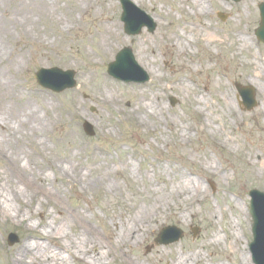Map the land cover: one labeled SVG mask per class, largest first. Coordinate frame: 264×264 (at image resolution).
<instances>
[{
    "label": "rangeland",
    "instance_id": "rangeland-1",
    "mask_svg": "<svg viewBox=\"0 0 264 264\" xmlns=\"http://www.w3.org/2000/svg\"><path fill=\"white\" fill-rule=\"evenodd\" d=\"M111 1L113 5L109 10L105 9V4L102 3L103 8L97 5L95 11H72V16L77 19L76 24L69 29H61L62 25L55 26L51 30L52 34L47 37L45 34L48 28L44 21L46 16L38 14L32 17L37 28L28 27L27 36L18 34V29L13 30V40L8 47L13 57L20 53L17 81L24 87L23 90L27 89L23 100L34 99L32 102L43 111L45 106L38 102L37 98L41 95L46 104H54L52 114L59 118L57 126L50 131L46 155L64 154L73 148L77 162H82L88 167H94L98 163H103L102 166L106 164L110 169L108 177L113 181L111 183L118 184L124 194L122 197L130 200L145 198L149 188L161 187L171 190L175 172L184 173L203 182L202 188L206 190V197L194 205V213H187L180 218L174 213H179V210L175 206L169 207L163 216L143 233L135 246L126 252L118 251L121 253L119 257L109 256V264H125L120 258L137 260L140 264H166L168 257H160L158 254L160 249L199 252L201 260L193 261L191 264H220L221 261L224 264H235L234 261L230 263L225 260L224 256L229 253L228 244L231 238L226 228L237 217L240 223L236 226L240 231V245L249 256L248 264H255L248 247L252 240L248 192L252 188L264 191V173H261L257 166L259 159H264V63H259L261 78L247 76L251 66L245 62L249 59L245 51L235 50L233 39L238 33H244L249 38L252 51L264 57V44L254 35L260 20L257 5L264 0L239 2L206 0L207 12L200 15L199 19L211 24L218 31L222 41L208 49L202 46L201 36L192 29L194 19L178 12L179 6H182L189 15H192L189 2L131 0L154 19L156 29L149 33L144 28L139 34L127 35L120 20L122 10L119 0ZM59 4L70 8L66 0H59ZM219 12L227 14L228 17L221 20L217 16ZM61 16H65L64 12H61ZM106 16L117 22L123 37L111 58L104 57L96 47L103 29L99 24ZM62 19L69 20V17ZM174 28H179L178 32H185L192 40L184 54L178 53L176 47H170L174 40H169L168 37ZM33 35H36V43L30 42L34 39ZM138 41L155 48L153 56H150L151 60H155L153 66L147 65L138 54L136 46ZM124 46L132 49L138 65L148 73L150 78L146 83H126L107 74V64ZM40 67L73 70L76 86L59 93L42 88L34 79V73ZM205 67L207 70L204 72L192 71ZM154 72L160 77L155 78ZM211 76L214 78L221 76L225 85L232 91L241 120L238 123L231 119L228 121L232 123L240 144L232 141L227 145L219 139L218 134L212 133L211 129L220 127V113L215 114L218 120L209 125L204 116L207 110L203 106L192 104L193 97L204 94L203 98L209 103L212 102L219 112L221 111L222 106L217 102L214 92L221 95L223 86L212 85L209 78ZM179 80L182 82L181 85H178ZM106 82L115 84L119 92V101L112 104L100 101L98 90L104 91L103 96L110 93L108 88L110 84ZM183 84L187 87H181ZM235 84L254 87L257 105L252 110H244L240 104L242 99ZM129 90H133L137 95L141 91L149 95L158 94V101L164 107L162 114L158 115L161 120L159 126L151 124V120L144 114L138 113L136 118L130 114L133 95L128 94ZM171 98L176 100L173 105ZM44 109L47 110L46 107ZM259 110L262 115H258ZM137 119L148 125L141 124ZM85 120L93 126L95 131L93 136L84 133L82 123ZM207 122L209 128L205 125ZM183 124H190L193 127L190 137L186 140L180 139L174 132L176 126L180 128ZM65 132H72L73 140L63 137ZM76 144H80V147H76ZM24 149L27 152L34 151L28 144ZM37 160L45 166V157L38 155ZM22 162L25 163V159ZM88 167L83 171L90 173L95 185L101 180V174L86 171ZM215 168L218 172L217 169L214 170ZM44 176L52 182L55 171L46 168ZM59 182L63 183L58 200L62 207L74 218L75 211L79 208L85 209L92 226L106 242V230L113 228L110 216L112 214L117 216L119 209H123L121 201L116 198L106 203L103 190L96 186L94 189L85 190L78 182L67 184L64 178L58 179ZM140 204L144 205V202L141 200ZM13 206L16 207L17 203ZM46 210L54 216L59 215L52 206ZM210 210L216 212L213 219L208 218ZM40 218V213L34 215V219L25 221H17L7 214L0 215V264H13L12 258L20 244L27 234L33 233L31 226L35 225V229L41 230ZM167 225L179 227L184 233L182 238L166 245L156 244L155 237L160 229ZM194 227L197 228L195 236L191 229ZM222 230L226 231L230 238L209 244L208 241L215 233L223 234ZM67 231L73 235L77 228L70 226ZM9 232L16 233L19 238V241L11 246L7 244ZM59 240L65 242L64 239ZM61 255L69 260V264H92L88 263L87 259L69 258L66 252H61Z\"/></svg>",
    "mask_w": 264,
    "mask_h": 264
},
{
    "label": "bare ground",
    "instance_id": "bare-ground-1",
    "mask_svg": "<svg viewBox=\"0 0 264 264\" xmlns=\"http://www.w3.org/2000/svg\"><path fill=\"white\" fill-rule=\"evenodd\" d=\"M70 8L59 4V0H0V215L7 214L17 221H25L26 219H34V215L41 214L40 223L41 230L35 229V225L31 226L33 233L27 234L20 244L18 251L12 258L13 264H69V260L61 255L66 252L69 258L77 257L87 259L92 264H109L108 257H119L121 252H126L130 247L135 246L141 239L143 233L151 228L152 223L159 220L169 207L175 206L179 213L174 212L177 216H185L194 213V205L200 203L206 197V190L202 188L201 180L193 179L184 173L175 172L172 178V189L168 188H149L145 198H134L133 200L123 198L124 195L120 186L108 177L110 169L98 163L92 167L77 162L76 154L72 151L61 154L46 155L50 140V131L59 123V118L52 114L54 108L53 103L46 104L44 97L37 96L38 102L44 105L46 109L40 111V107L32 100H23L26 90L17 81V72L19 69L20 53L15 57L10 53L8 45L13 40V30L18 29L21 36L28 35V27L36 29L37 25L33 21V15L38 14L46 16L44 18L47 24L48 32L45 37L52 34L53 27L62 25L61 29H69L76 24L77 19L72 16V11L85 12L95 11V7L105 4V9H110L113 5L111 0L106 3L105 0H66ZM189 2L192 8V15H189L182 6H179V13L184 16H191L194 19L192 29L201 36L202 46L205 49L215 47L221 43L218 31L209 23H204L199 19L200 15L207 12L206 0H184ZM65 7V8H64ZM64 12L65 16H61ZM68 18L69 20L62 19ZM71 22L69 23V21ZM99 24V23H98ZM102 29L100 40L97 43V49L107 58H111L116 46L123 40L119 26L115 20L106 16L99 24ZM179 28H174L168 39L174 41L170 44L178 49V53L184 54L188 51L191 38L185 35V32H178ZM36 35L31 39V43H36ZM235 50L245 51L246 57L249 59L245 64L251 66L247 76L261 78L259 72V63H264V57L257 55L252 51V45L244 33H238L233 39ZM25 46V45H24ZM23 46V48H25ZM137 51L140 57L149 66H153L155 60H151L155 48L149 44L138 41ZM205 69H193L192 71L204 72ZM226 75V74H224ZM154 77L159 78L160 75L154 72ZM211 84L223 86L221 95L214 92L217 96V102H220L222 109L219 110L211 102H207L204 94L193 97L192 104L195 106H203L207 112L204 116L209 122H216L218 118L215 114L220 113V127L213 130V134H218L219 139L230 145L232 141L239 143V137L233 130L232 123H238L241 119L237 113L233 100L232 91L228 88L222 77H209ZM105 81V80H103ZM107 81V80H106ZM109 95L103 96L104 91L98 90L99 99L106 104H112L119 101V92L110 82ZM181 80L178 85H181ZM186 84L181 87L185 88ZM187 87V86H186ZM133 95L130 114L136 118L138 113L144 114L151 124L159 126L161 120L158 115L162 114L164 107L158 101V94L149 95L145 91H141L137 95L133 90L127 91ZM194 108H197L195 107ZM264 106V103H263ZM75 108H73L74 110ZM196 111V109H194ZM197 112V111H196ZM201 113V112H198ZM258 115H262L261 110ZM143 125H148L141 119H137ZM208 122L205 124L208 128ZM205 125L203 128H205ZM175 127L180 139H188L190 131L193 127L190 124H183ZM63 137L73 140L72 132H65ZM59 143V139L56 140ZM28 144L34 148L33 152H27L24 146ZM240 144V143H239ZM76 144V147H80ZM38 155L45 157V166L37 160ZM25 159V163L22 160ZM249 161V158L247 159ZM258 169L264 173V159H259L257 163ZM88 172L101 174V180L94 185V181ZM46 168L55 171V178L52 182L48 181L44 176ZM215 168L214 170H216ZM73 170V171H72ZM112 170V169H111ZM71 172V174H69ZM218 172V169L216 170ZM66 179L67 184L70 182H78L82 189H102L104 193V201H112L118 198L121 201L123 209H119L117 216L112 214L110 221L113 223L112 229L106 230V239L104 242L100 233L92 226V222L85 209H78L76 218L71 216L58 201L62 191V182L58 183V179ZM150 191V192H149ZM152 194L154 196H152ZM150 199V200H149ZM144 205L140 204V201ZM149 201V202H148ZM17 203L14 207L13 204ZM52 206L59 215L54 216L47 207ZM90 209V208H89ZM215 210L209 211V219L215 217ZM31 222V221H30ZM32 223V222H31ZM238 217L231 221L226 230L231 238L222 230V235L215 233L210 243H219L225 239H229V253L224 256L225 260L235 262V264H248L249 256L244 247L240 245V231ZM70 226H75L77 232L73 235L67 231ZM43 229V230H42ZM59 239H64L62 242ZM206 244V245H209ZM160 257L167 256L166 264H191L193 261L201 260L199 252L189 253L185 251L178 252L175 249L158 250ZM125 264H140L137 260H127L120 258ZM224 264L223 261H221Z\"/></svg>",
    "mask_w": 264,
    "mask_h": 264
},
{
    "label": "water",
    "instance_id": "water-1",
    "mask_svg": "<svg viewBox=\"0 0 264 264\" xmlns=\"http://www.w3.org/2000/svg\"><path fill=\"white\" fill-rule=\"evenodd\" d=\"M121 3L123 6L121 19L124 22V29L127 34H138L143 26H146L149 32L155 29L156 25L149 16L136 9L128 0H121ZM258 8L260 10L261 21L260 27L256 29L255 34L259 40L264 42V3H260ZM134 11L142 15V19L134 16ZM218 16L221 19H225L226 17V15L221 13ZM108 72L126 81L145 82L148 80V75L138 67L134 61L131 49L127 47L117 54L116 61L109 65ZM73 77V71H62L58 68L40 69L35 74V78L39 84L57 92L73 87L75 85ZM236 87L243 98L245 108L247 110L252 109L256 105L253 88L240 85H236ZM83 128L87 134H94L92 126L89 123L85 122ZM249 195L251 197L250 213L254 222L252 228L254 240L251 242L250 247L255 263L264 264V192L253 189L249 192ZM162 232L164 233L162 234ZM181 236L182 231L180 229L169 226L161 230L159 237L155 241L166 244L178 240ZM16 241L17 237L14 234H10L9 244H13Z\"/></svg>",
    "mask_w": 264,
    "mask_h": 264
}]
</instances>
